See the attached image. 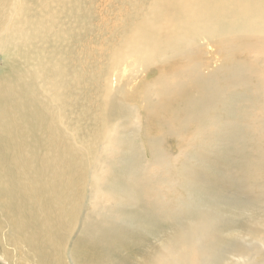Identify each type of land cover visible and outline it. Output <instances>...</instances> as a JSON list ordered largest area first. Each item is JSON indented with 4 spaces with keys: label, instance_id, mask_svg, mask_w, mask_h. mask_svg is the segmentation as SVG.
<instances>
[{
    "label": "rangeland",
    "instance_id": "rangeland-1",
    "mask_svg": "<svg viewBox=\"0 0 264 264\" xmlns=\"http://www.w3.org/2000/svg\"><path fill=\"white\" fill-rule=\"evenodd\" d=\"M187 2L200 11L189 22L177 0H6L0 86L11 65L25 96L27 76L17 70H32L28 86L55 113L49 120L43 111L48 123L30 128L65 139L79 173L77 200L51 247L40 234L20 235L0 211V264H84V246L94 264H155L170 253H191L196 264H264V0ZM166 21L180 42L150 55L130 46L136 27ZM195 73L220 90L206 108ZM162 79L189 93L168 98ZM40 186L27 202L35 212L58 192Z\"/></svg>",
    "mask_w": 264,
    "mask_h": 264
},
{
    "label": "bare ground",
    "instance_id": "bare-ground-1",
    "mask_svg": "<svg viewBox=\"0 0 264 264\" xmlns=\"http://www.w3.org/2000/svg\"><path fill=\"white\" fill-rule=\"evenodd\" d=\"M0 1H1L0 2V21H1L3 6L5 5L6 0H0ZM177 4L179 5V7L183 8L184 11V15L179 18L189 22V20L194 15L197 14L199 16L198 12L200 11L198 10V8L187 2V0H181V1L177 0ZM39 13L40 12L35 13V16H38ZM165 13L167 15L168 11ZM166 15L163 14L161 17L164 18ZM31 16H32L31 20L33 21L34 20L33 13L31 14ZM11 27L13 29H17L14 24H11ZM14 31L15 30L10 29V33L11 32L14 33ZM147 32H151L152 34L154 33L156 35L149 39L148 35H146ZM132 33L133 34H131V36L133 37V39L129 40L130 46L133 49L137 50L139 53H143L145 55L152 54L159 45H163V47H167L168 43L180 42L181 41L180 39L183 35V33L177 34L176 28H174L173 30L168 29L167 21L165 22V25H159V24L151 25L149 23H145V25L141 24L140 26L136 27ZM28 41H29V36L27 38V42ZM259 48L261 50H264V42L259 45ZM29 52L26 53V56L27 59H29V63L31 64L32 58ZM196 53L197 52H193L188 57L192 59L196 57ZM7 66L8 67L6 68L5 71L8 72V79H4L3 86H0V88H2V90L0 91V164L5 163V165L2 166L5 167V171H3L4 174L3 175L0 174V184L3 180L2 177L7 175L5 184H3L2 186L0 185V211L6 214V217L9 218L11 223L13 220L14 226L16 230L20 232V235L23 234L24 237L27 231L38 236L40 234L41 237L43 238V240H41L42 242H40L41 244H43L42 246H46L48 244L49 247H51V242L53 241V238H55V235L57 236L58 230L63 229L66 225L65 224L66 208L71 207L77 200V197L75 198L76 192L73 187L74 179H75L74 174L79 173V171L77 170L78 168L77 167H76L77 169L75 168L77 162L71 163L68 157L69 155L67 154V145L65 139H62V137L60 136L58 137L57 135H53L51 133V128H30L31 126L34 125L33 123L34 120H36L37 126L38 125L41 126L43 124V123L38 124V122H40L41 119L44 122L48 123L47 118L42 114V112L49 111L51 114V108L54 109V107L50 108V106L54 102L48 103L45 97L34 96L35 92L33 90V87L30 88L28 86V82L32 80L31 69L29 71L23 70L21 72L17 70V74L19 75V77L22 76L21 79H24V76H27L25 77V83H24L25 87L27 88L25 96L20 95L17 90L18 87H16L15 85L16 83L14 82L12 75H10L11 65L9 66L7 64ZM191 66L195 68L196 64H191ZM24 71L26 72L24 73ZM194 71L197 70L194 69ZM185 74L186 72L184 73V75ZM28 77H30L29 80ZM189 79L197 87L199 86L200 88L207 91L208 101L205 103L204 108L208 107V104L212 103L214 98L220 95V90L217 84L211 80L205 79V77H203L200 73L192 74ZM37 80L38 78H36V81ZM162 84H163L162 85L163 91L166 93V96H169L168 98L170 99H172L175 96H184L189 93V88L187 87V85L183 83L178 84L174 88L172 86V82H169L166 79L164 80L162 79ZM50 87L52 86L50 85ZM38 89L40 90V88ZM44 89L46 88L44 87ZM195 101L198 102V100ZM195 104L196 102H194V104L192 105ZM196 105H198V103ZM19 107H21L22 111L25 112V119L24 120L22 119L23 121L19 118V113L16 111V109L17 108L19 109ZM54 113L55 110H53L50 116L52 117V119L49 120H54V116H53ZM3 114L6 116L8 115V118L4 119ZM81 116H83V114ZM89 116L91 117V115ZM17 123L26 124V128H23L22 124H20V128H18ZM9 124H11L13 128L7 127ZM71 171H73V173L69 175ZM67 176L69 178L64 180V178ZM42 183H45V187H50L57 184L58 192L55 194V196L52 199L45 200L46 202H44V204L46 205L45 206L43 205V208H39L40 209L39 212H35L30 208H28L27 202H30L36 197L37 190L39 191L41 189L40 184ZM20 201H22L24 204H21ZM39 201L43 202V200H39L37 198V202ZM5 220L6 219H4V222ZM206 225L208 228V232H210V230L213 227L212 223L207 222ZM7 236H5V239H7L6 238ZM108 237H110V234L108 235ZM190 238H192V236H190ZM111 239H114V236H111ZM203 240L205 241V238H203ZM28 249L30 248L28 247ZM5 253H8V251H6ZM200 255L208 258L207 257L209 256L208 248L202 246L200 248ZM53 256H55V254ZM191 257H192L191 253H187V254L170 253L166 257L158 258L157 259L158 261H155L154 263L155 264H196L193 262ZM79 260L84 264H94L96 258L91 256V254L86 253L84 246V248L82 249V255ZM19 262L21 261L19 260ZM24 262L26 263L25 260Z\"/></svg>",
    "mask_w": 264,
    "mask_h": 264
}]
</instances>
